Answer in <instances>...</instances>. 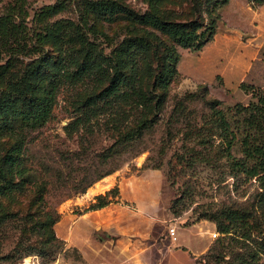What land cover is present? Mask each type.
<instances>
[{"label":"rangeland","instance_id":"1","mask_svg":"<svg viewBox=\"0 0 264 264\" xmlns=\"http://www.w3.org/2000/svg\"><path fill=\"white\" fill-rule=\"evenodd\" d=\"M95 1L0 0V65L8 63L0 80V187L11 188L0 193V264H81L77 252L65 250L61 239L63 211L80 212L70 200L107 175L145 168L162 171L165 192L171 195L169 211L180 226L213 224L216 237H210L205 264H264L260 183L242 171L238 137L229 145L213 115L221 110L235 124L239 118L233 107L253 101L250 90H242L240 84L264 89V36L261 46L255 50L253 45V59L242 68L241 81L228 85L216 70L232 69L227 57H217L205 70L203 51L216 39L225 42L230 29L236 28L237 16L223 14L229 0L222 5V0H152V5L149 0H118L139 13L154 11L174 22L215 19L214 34L199 51L175 45L126 14L101 16L89 8ZM57 2L64 3L63 10L39 18L44 6ZM245 4L247 10L261 6L252 0ZM244 11L242 21L248 22ZM255 34L250 24L238 33V41L225 48L230 60L245 57L250 45L246 39ZM136 36L150 42L145 52L132 47L144 58L139 67L152 100L147 107L136 106L132 98L103 105L96 95L107 82L97 87L90 79H60L65 69L84 60L88 50L110 56L124 40ZM167 48L177 55L178 73L162 91L152 85L145 69L156 70ZM35 65L36 72L27 75ZM52 86L47 120L36 127L23 124L20 112L34 111ZM19 138L23 143L15 164L3 165ZM224 210L246 219L244 225L237 221L227 235L220 234L209 218L216 213L227 222Z\"/></svg>","mask_w":264,"mask_h":264},{"label":"crops","instance_id":"2","mask_svg":"<svg viewBox=\"0 0 264 264\" xmlns=\"http://www.w3.org/2000/svg\"><path fill=\"white\" fill-rule=\"evenodd\" d=\"M245 5V0H229L223 14L237 16L236 28L230 29V38L225 42L216 39L203 51L205 70L216 63L217 57H227V65H232V69L220 66L216 70L223 73L228 85L241 81L242 68L253 59V45L255 50L261 46V36H264V4L258 9L248 6L249 10ZM243 11L248 22L242 21ZM249 24L256 29V34L246 39L250 45L245 57L230 60L225 48L232 47L239 39L238 33L247 30ZM114 188L118 193L112 202L84 211L83 207L93 202L95 196ZM170 199L161 170L145 168L129 173L121 170L107 175L70 200L69 205L80 212L63 211V246L68 252L75 250L81 264H205L213 224L201 221L180 226L182 223L169 211ZM172 225L177 227L176 242L170 241L167 232Z\"/></svg>","mask_w":264,"mask_h":264},{"label":"trees","instance_id":"3","mask_svg":"<svg viewBox=\"0 0 264 264\" xmlns=\"http://www.w3.org/2000/svg\"><path fill=\"white\" fill-rule=\"evenodd\" d=\"M228 0H222L220 4H225ZM256 5H263L264 0H252ZM149 0V5H152ZM63 2H57L44 6L39 12V18H47L64 9ZM89 8L101 16H112L123 13L128 15L134 22L143 26H150L169 37L172 42L183 48L199 51L209 42L215 31V19L206 23L197 20L187 22H174L161 18L154 11L139 13L123 2L118 0H97L90 3ZM43 38H41L42 40ZM137 47L145 52L150 49V42L144 37H134L124 40L121 49L110 56L95 55L92 50H88L84 60L76 65L74 69H65L60 79L70 83L80 82L90 79L100 84L107 82L106 86L99 90L96 95L103 100V105H111L109 101H116L118 98L133 99L136 106L147 107L152 101L146 92L143 81V73L140 71L139 63L144 58L132 50ZM142 52V53H143ZM178 58L172 48H167L162 56V62L156 70L147 67L146 76L152 79V85L165 91L168 84L178 73L176 69ZM8 63L0 65V80ZM38 65L31 66L26 74L32 75L36 72ZM129 68V72L125 69ZM244 91L250 90L253 101L247 106L237 103L233 110L239 118L235 124H230L225 114L221 110H214L213 115L219 120L220 128L224 132V137L228 139L229 145L238 137L240 151L243 155L242 171L249 178H256L262 189L261 197L264 198V89L247 88L244 83L240 84ZM54 89L52 86L45 91V95L36 105L34 111L20 112V120L23 124L30 127L42 125L50 115L52 102L54 99ZM163 95V94H162ZM161 95V96H162ZM23 139L19 138L17 144L13 145L4 156L3 165L12 167L15 164V154L20 151ZM101 178V177H100ZM99 186V185H97ZM11 190L10 186L0 187V193H7ZM116 188L95 196L94 201L89 204L84 211L98 209L112 202L117 196ZM222 217L227 220L220 221L221 215L211 213L209 218L217 224L220 234L227 235L238 225H244L245 217L236 211L224 210ZM54 223L57 218L53 219ZM237 224V225H236Z\"/></svg>","mask_w":264,"mask_h":264},{"label":"built area","instance_id":"4","mask_svg":"<svg viewBox=\"0 0 264 264\" xmlns=\"http://www.w3.org/2000/svg\"><path fill=\"white\" fill-rule=\"evenodd\" d=\"M176 229L177 227L175 225H172V226H169L168 227V234H169V237H170V241L171 242H176L177 241V237H176ZM213 238L216 237V233H212L211 235Z\"/></svg>","mask_w":264,"mask_h":264}]
</instances>
